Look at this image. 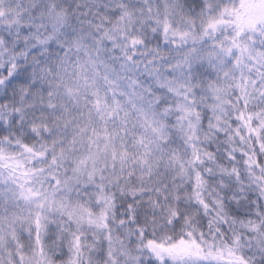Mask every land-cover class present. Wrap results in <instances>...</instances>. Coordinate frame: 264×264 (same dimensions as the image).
Here are the masks:
<instances>
[{"label":"snow or ice","instance_id":"obj_1","mask_svg":"<svg viewBox=\"0 0 264 264\" xmlns=\"http://www.w3.org/2000/svg\"><path fill=\"white\" fill-rule=\"evenodd\" d=\"M0 264H264V0H0Z\"/></svg>","mask_w":264,"mask_h":264}]
</instances>
